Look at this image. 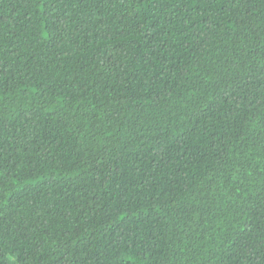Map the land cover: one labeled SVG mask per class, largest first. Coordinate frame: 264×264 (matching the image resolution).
Listing matches in <instances>:
<instances>
[{
  "label": "trees",
  "instance_id": "obj_1",
  "mask_svg": "<svg viewBox=\"0 0 264 264\" xmlns=\"http://www.w3.org/2000/svg\"><path fill=\"white\" fill-rule=\"evenodd\" d=\"M0 264H264V0H0Z\"/></svg>",
  "mask_w": 264,
  "mask_h": 264
}]
</instances>
